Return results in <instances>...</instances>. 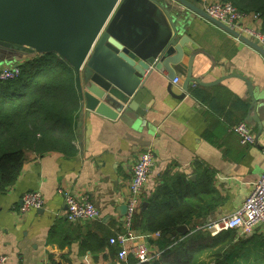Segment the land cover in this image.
<instances>
[{
	"label": "crops",
	"instance_id": "crops-1",
	"mask_svg": "<svg viewBox=\"0 0 264 264\" xmlns=\"http://www.w3.org/2000/svg\"><path fill=\"white\" fill-rule=\"evenodd\" d=\"M188 1L203 9L201 0ZM167 6L172 14L182 16L181 22L187 21L188 28L181 35L188 34L191 40L187 47L194 53L193 78L211 83L239 74L253 83L260 103L264 99V54L175 0ZM255 24L261 25V20ZM189 51L173 65L177 82L166 70H153L143 77L153 105L142 121L111 119L83 106L77 121L76 155L27 154L16 183L0 195V254L9 257L8 264H107L113 260L107 259L108 250L82 252L80 238L104 232L118 239L124 232L122 207L127 204L133 167L148 147L156 159L143 201L168 170L196 178L199 161L215 172L214 188L223 199L208 222L242 205L264 172V148L259 146L264 147V130L259 143L249 145L241 144L231 131L240 122L248 123L249 111L253 114L247 84L241 78L229 77L212 86L192 82L184 91ZM3 66L14 65L0 58ZM249 125L256 136V124ZM29 191H40L45 206L22 213V197ZM66 192L88 197L100 209L101 218L69 221ZM249 237L264 242L262 234ZM148 246L151 254L158 252L149 242Z\"/></svg>",
	"mask_w": 264,
	"mask_h": 264
},
{
	"label": "water",
	"instance_id": "water-1",
	"mask_svg": "<svg viewBox=\"0 0 264 264\" xmlns=\"http://www.w3.org/2000/svg\"><path fill=\"white\" fill-rule=\"evenodd\" d=\"M169 0H0V58L18 65L20 59L56 53L76 71L81 105L111 119L142 121L153 105L143 77L166 70L176 79L178 65L191 49L186 19L172 14ZM235 37L259 50L264 48L209 16L188 0H175ZM187 48V50H186ZM191 49L183 89L192 82L212 86L229 77L241 78L251 98L247 122L256 124V141L264 130V99L259 103L254 85L239 74L225 75L211 83L193 78ZM26 59V60H27ZM17 63V64H16ZM264 148L263 146L259 145ZM195 176H193V179ZM146 207V202L143 204ZM127 206L122 207L125 215ZM180 226L169 235L188 233Z\"/></svg>",
	"mask_w": 264,
	"mask_h": 264
},
{
	"label": "trees",
	"instance_id": "trees-1",
	"mask_svg": "<svg viewBox=\"0 0 264 264\" xmlns=\"http://www.w3.org/2000/svg\"><path fill=\"white\" fill-rule=\"evenodd\" d=\"M225 1L242 13H258L264 30V0ZM17 67L19 76L0 80V195L16 183L28 153L61 152L73 156L78 152L75 139L82 105L72 65L52 52L25 60ZM196 166L195 180L183 173L165 172L146 198V207L142 204L135 214L132 229L158 233L157 238L148 239L158 252L144 263L129 256L130 264H257L260 261L262 254L258 253L264 248L263 240L249 236L243 240L235 229L216 236L197 229L208 221L223 199L214 188L215 172L199 161ZM182 225L189 232L170 238ZM111 235L102 232L82 236L81 251L108 250L107 259H113L119 247L110 243Z\"/></svg>",
	"mask_w": 264,
	"mask_h": 264
},
{
	"label": "built area",
	"instance_id": "built-area-1",
	"mask_svg": "<svg viewBox=\"0 0 264 264\" xmlns=\"http://www.w3.org/2000/svg\"><path fill=\"white\" fill-rule=\"evenodd\" d=\"M202 8L212 18L225 24L230 29L244 35L255 41L264 48V30L261 25H256L260 21L258 13H242L231 2L225 0H201ZM240 40L239 37H236ZM20 69L13 66L0 67V80H8L19 76ZM178 80H175L177 82ZM248 124L240 122L234 125L231 130L236 133L241 143L254 144L255 135L248 129ZM155 154L151 150L140 153L134 167L132 180L130 182V195L127 198V213L124 216L125 231L120 239H112V245H118L119 250L112 262L107 264H130L128 259L132 256L137 262L144 263L152 259L153 254L149 251L148 242L145 239L158 237L159 234H137L132 229L133 216L136 213L140 201L136 200L145 188L147 176L155 163ZM67 207V218L71 222H90L101 218L100 209L90 201L86 196H81L73 192L65 193ZM45 206V199L40 191L26 192L22 197L20 210L22 213L30 209H42ZM135 211V213H134ZM208 221L198 226L197 229L208 231L212 236L229 229L238 231L241 238L253 234H262L264 236V172L259 181L255 184L250 194L247 196L242 205L232 213L222 215L221 217ZM9 257L0 254V264H8ZM49 264V263H44Z\"/></svg>",
	"mask_w": 264,
	"mask_h": 264
},
{
	"label": "bare ground",
	"instance_id": "bare-ground-1",
	"mask_svg": "<svg viewBox=\"0 0 264 264\" xmlns=\"http://www.w3.org/2000/svg\"><path fill=\"white\" fill-rule=\"evenodd\" d=\"M67 61V60H66ZM68 62V61H67ZM13 67H17V66H13ZM248 117V116H247ZM244 122V121H243ZM246 123V122H245ZM248 124V123H247ZM249 125V124H248ZM250 125L248 126V129L250 130ZM232 128V127H231ZM252 128V127H251ZM232 131V130H231ZM252 131H253V129H252ZM233 132V131H232ZM234 133V132H233ZM251 133V135L252 134H254V131L253 132H250ZM236 134V133H235ZM237 135V134H236ZM255 135V134H254ZM238 136V135H237ZM239 137V136H238ZM240 139V138H239ZM240 142H241V140H240ZM255 142L256 143H258L257 141H256V136H255ZM241 144H243V143H241ZM255 144V143H254ZM244 145H249V144H244ZM147 150H151L152 152H154L153 151V149L151 148V147H148V148H146L144 151H147ZM154 167V166H153ZM153 169V168H152ZM152 169H151V171H152ZM133 174V173H132ZM151 174V173H150ZM150 174H149V177H150ZM149 177L147 176V182H148V180H149ZM131 180H132V177H131ZM131 180H130V182H131ZM147 182H146V184H147ZM129 187H130V183H129ZM142 194H143V191H142V193L139 195V196H136L135 198H136V200L137 201H140V205H139V207H138V209H137V211L140 209V207L142 206V204H144L145 202L143 201V199H142ZM132 196L130 195V188H129V195H128V200L131 198ZM127 206V205H126ZM137 211H136V213H137ZM126 213H127V211H126ZM126 213H125V215L124 216H126ZM134 213H135V211H134ZM135 213V214H136ZM135 214H134V216H135ZM134 216H133V218H134ZM133 221V220H132ZM213 222V221H212ZM212 222H210V223H212ZM123 226H124V223H123ZM124 228H125V226H124ZM123 236V234H120V236H119V238L118 239H120V237H122ZM112 239H116V238H114V237H112V238H110V243H111V240ZM118 239H116V240H118ZM112 244V243H111ZM110 262H112V260L110 261Z\"/></svg>",
	"mask_w": 264,
	"mask_h": 264
},
{
	"label": "rangeland",
	"instance_id": "rangeland-1",
	"mask_svg": "<svg viewBox=\"0 0 264 264\" xmlns=\"http://www.w3.org/2000/svg\"><path fill=\"white\" fill-rule=\"evenodd\" d=\"M258 254H262V255H261V259H260V261H259V262H257V264H261V263H262V261H263V259H264V248H263V249H261V251H260Z\"/></svg>",
	"mask_w": 264,
	"mask_h": 264
}]
</instances>
